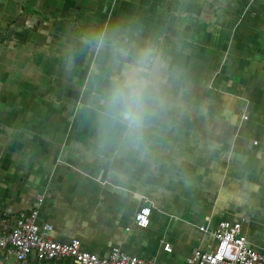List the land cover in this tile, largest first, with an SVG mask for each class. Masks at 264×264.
<instances>
[{
    "label": "crops",
    "instance_id": "0c3cea01",
    "mask_svg": "<svg viewBox=\"0 0 264 264\" xmlns=\"http://www.w3.org/2000/svg\"><path fill=\"white\" fill-rule=\"evenodd\" d=\"M147 45L160 98L135 132L102 121L108 72ZM40 196L50 238L99 256L184 264L221 221L264 250V0H0V212Z\"/></svg>",
    "mask_w": 264,
    "mask_h": 264
},
{
    "label": "built area",
    "instance_id": "2783aa9c",
    "mask_svg": "<svg viewBox=\"0 0 264 264\" xmlns=\"http://www.w3.org/2000/svg\"><path fill=\"white\" fill-rule=\"evenodd\" d=\"M42 199L40 196L37 206L30 210L12 215L0 212V264H157L118 247L99 256L82 249L78 239L53 240L48 235L51 225L37 221ZM149 215V206L140 207L134 214L136 225L147 227ZM210 234L216 241L215 247L194 253L184 264H264V250L249 245L240 222L221 221ZM164 249L170 251V244L165 243Z\"/></svg>",
    "mask_w": 264,
    "mask_h": 264
},
{
    "label": "clouds",
    "instance_id": "9594fccd",
    "mask_svg": "<svg viewBox=\"0 0 264 264\" xmlns=\"http://www.w3.org/2000/svg\"><path fill=\"white\" fill-rule=\"evenodd\" d=\"M166 67L162 53L152 45L117 61L100 94L102 121L119 123L132 132L139 130L160 98Z\"/></svg>",
    "mask_w": 264,
    "mask_h": 264
}]
</instances>
